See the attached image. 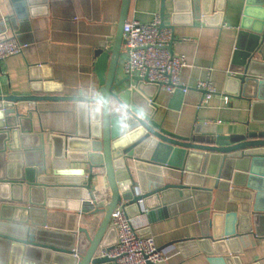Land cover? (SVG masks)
I'll return each instance as SVG.
<instances>
[{"label":"crops","instance_id":"crops-1","mask_svg":"<svg viewBox=\"0 0 264 264\" xmlns=\"http://www.w3.org/2000/svg\"><path fill=\"white\" fill-rule=\"evenodd\" d=\"M192 0H165L163 25L171 30L172 56L184 57L186 66L179 73L180 82L188 89L179 106L172 94L157 92L147 100L134 87V82L120 89L132 88L131 105L153 119L163 130L182 138L227 136L231 141L246 139L249 133L264 132V98L257 88L253 102L236 98L227 87L233 65L236 39L247 6L263 9L264 0H219L221 13L204 20L190 17L186 12ZM122 0H33L32 15L20 39L22 53L0 61V96L95 98L98 79L94 74L96 51L102 46L111 48L118 32ZM251 6V7H252ZM126 21L134 19L149 23L160 15V0H130ZM14 14L10 0H0V24ZM255 20V19H254ZM264 23V20H263ZM7 37H14L9 29ZM264 36V25H263ZM264 48V45H263ZM126 55L119 54L116 80L125 77L122 67ZM209 80L215 94L202 102L203 91L196 88ZM100 102L69 99L37 102L0 101V130L16 129L30 135L37 144L44 142L45 162L49 168L53 155L52 134L87 139L91 152H102V114ZM111 149H127L145 135L134 119L125 118L111 107ZM39 137V138H38ZM134 159L161 166L164 173L179 171L202 177L204 187L213 188L215 178L231 188H244L250 176L264 178V146L220 154L164 143L150 135L134 144L128 154ZM81 168L83 165H70ZM92 181L93 204L86 212L49 209L47 227L61 232L86 228L93 234L110 203L111 192L104 174ZM123 178L116 172V180ZM210 213L236 212L238 206L229 193L214 190ZM201 201L187 200L171 205L167 210H153L133 220V226L143 236L154 238L159 248L175 247V254L163 264H210L204 252L180 250V241L198 239L208 218L202 214ZM98 210V211H97ZM109 226L111 227L110 223ZM240 245V244H239ZM239 264H264V237L242 242Z\"/></svg>","mask_w":264,"mask_h":264},{"label":"water","instance_id":"water-1","mask_svg":"<svg viewBox=\"0 0 264 264\" xmlns=\"http://www.w3.org/2000/svg\"><path fill=\"white\" fill-rule=\"evenodd\" d=\"M14 14L0 24V40L12 31L19 43L25 31L27 20L32 15L33 0H10ZM164 1L160 0V29L163 25ZM219 0H192L187 13L203 20L214 12L221 13ZM130 0H122L118 32L111 48L102 45L96 51L94 74L99 90L95 98L54 97V96H0L5 102H37L47 100H76L100 102L102 114V152H91L87 139L52 134L53 155L50 172L45 162L44 142L39 138L32 143L30 135L16 129L0 130V264H112V260L96 257L101 248L116 244L115 229L109 226L110 214L121 206L127 217L135 220L144 213L171 205L194 200L204 203L202 214L207 215L204 231L198 239L180 241V250L204 252L209 255L210 264H239L241 251L238 247L247 239L264 237V178L250 176L244 188H231L228 183L215 178L213 188L204 187L202 177L192 173L175 176L164 173L161 166L149 164L130 157L128 154L137 144L150 135L158 140L178 147L207 150L229 154L238 150L264 146V132L249 133L247 138L231 141L227 136L182 138L163 130L159 124L131 105L129 88L120 89L124 84L134 82L136 89L147 100H153L158 86L147 83L135 75L116 80L119 54L122 51L123 24L127 19ZM247 4H250L248 0ZM249 5L243 13L242 24L236 39L233 65L227 87L234 97L253 102L257 88L264 98V14L261 7ZM255 19V20H254ZM170 39L168 50L172 55ZM178 100L174 109L184 97L181 88L173 92ZM129 117L145 130V135L127 149H111V107ZM83 165L81 168L70 165ZM104 174L111 192L110 203L102 220L93 234L86 228L61 232L47 227L49 209L86 212L93 204L92 181ZM116 172L123 178L116 180ZM214 190L226 191L238 206L236 212L228 214L210 213ZM94 207V204H93ZM98 211V210H97ZM139 235L142 233L137 231ZM240 244V245H239Z\"/></svg>","mask_w":264,"mask_h":264},{"label":"built area","instance_id":"built-area-1","mask_svg":"<svg viewBox=\"0 0 264 264\" xmlns=\"http://www.w3.org/2000/svg\"><path fill=\"white\" fill-rule=\"evenodd\" d=\"M159 24L158 14L147 24L134 19L124 22L123 50L126 59L122 72L125 76L135 75L146 79L147 83L156 84L158 92L173 94L181 88L184 94L188 88L181 84L179 73L186 66L185 59L170 54L168 45L171 30L166 27L160 29ZM24 47L15 37L0 40V61L22 53ZM196 88L203 91L204 103L215 94L209 80L199 82ZM109 223L115 229L116 244L98 249L97 258L106 257L112 260V264H163L175 254V247L172 245L159 248L153 237L139 235L133 226V220L127 217L121 206L112 211Z\"/></svg>","mask_w":264,"mask_h":264}]
</instances>
